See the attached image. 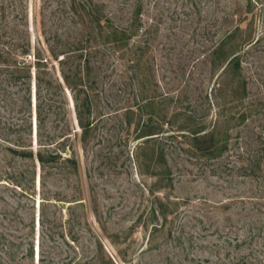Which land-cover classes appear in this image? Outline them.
<instances>
[{
    "label": "trees",
    "instance_id": "obj_1",
    "mask_svg": "<svg viewBox=\"0 0 264 264\" xmlns=\"http://www.w3.org/2000/svg\"><path fill=\"white\" fill-rule=\"evenodd\" d=\"M50 1L44 0V6L37 7L32 15L29 0H0V184L29 198L40 194V226L44 228L48 220L45 203L50 198L46 188L51 177L69 179L73 175L80 180L79 148L102 135L100 123L111 115L119 118L124 134L118 138L128 137L133 127L139 140L134 151L140 172L167 180L170 187L178 163L175 155L181 156L178 150L197 159L221 158L232 134L227 123L232 117L225 121L224 108L248 97L239 48L253 43L252 33L239 36L242 28L237 25L212 52L214 65L222 64L224 70L213 94L219 111L215 122L209 124L198 122L192 110L180 106L177 94H158L152 86L155 73L147 45L141 39L134 40L142 26V0L121 24L101 0H63L61 8L48 13L45 7ZM51 20L56 27L49 23ZM33 22L41 26L37 40L33 38ZM104 102L113 110L106 112ZM157 109L160 116L152 114ZM241 118H248L247 107ZM259 138L264 141L262 132ZM254 153L252 164L257 159ZM238 197L232 200L252 204L259 199L258 204L264 198V188H247ZM176 201L168 194L152 208L156 224L149 241L162 236L173 242L159 254V264H264V232L256 231L262 227L251 208L246 206L245 217L250 221L242 236L218 232L223 241L210 246V253L216 257L212 260L193 254L198 238L195 233L171 232V227L169 232H159L168 229L169 217L178 207ZM78 203L84 205L82 200ZM47 235L43 230L0 232V264H53V252L44 245ZM69 239L75 241L77 237L72 234ZM123 253L119 252L120 259L134 264L132 257L128 259L126 251Z\"/></svg>",
    "mask_w": 264,
    "mask_h": 264
},
{
    "label": "rangeland",
    "instance_id": "obj_2",
    "mask_svg": "<svg viewBox=\"0 0 264 264\" xmlns=\"http://www.w3.org/2000/svg\"><path fill=\"white\" fill-rule=\"evenodd\" d=\"M29 1L32 15L37 7L44 6V0ZM101 1L120 24L135 12L138 2ZM142 2V26L134 40L141 39L147 45L155 73L152 86L158 94L171 91L179 96L180 106L197 115L198 122H215L219 108L213 94L222 81L224 66L214 65L212 52L229 29L240 25L239 36L252 33L254 39L250 45L239 48L248 97L245 102L234 101L224 108L225 121L232 117L227 121L232 134L221 158L197 159L178 150L181 156L175 155L178 163L174 165L173 187L168 186L167 180L140 172L134 151L139 140L135 139L133 127L128 137L118 138L124 134L115 115L100 123L101 136L87 147L80 146L81 182L73 175L69 179L51 177L46 188L49 203L44 202L48 216L44 228L39 221L43 200L40 194L29 198L0 184V232H47L44 245L53 252V264H126L119 256V252L125 251L134 264H159V254L165 253L173 242L162 236L149 241L156 224L152 208L168 194L177 200L178 207L169 217L168 229L159 232H169L171 227V232L195 233L198 238L193 254L198 257L216 259L210 246L223 241L218 232H237L240 236L247 232L245 224L250 218L245 217L246 206L255 219L259 218L257 223L262 229L256 231L264 232V198L258 204L259 199L252 204L232 200L247 188H264V141L259 138L260 132L264 134V0ZM62 4L63 0H51L45 10L49 13ZM49 23L56 27L55 21ZM32 33L37 40L41 26L38 28L33 22ZM103 104L106 112L113 110ZM245 107L248 118L243 120L241 113ZM152 114L160 116L161 111L157 109ZM55 124L53 119L52 128ZM182 146L187 147L183 143ZM254 151L257 159L252 164ZM80 197L84 205L78 203L81 200L76 201ZM72 234L77 237L75 241L69 239ZM37 260L36 257V263Z\"/></svg>",
    "mask_w": 264,
    "mask_h": 264
}]
</instances>
